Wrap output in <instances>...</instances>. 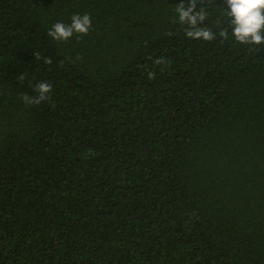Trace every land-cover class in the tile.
<instances>
[{"label":"trees","instance_id":"trees-1","mask_svg":"<svg viewBox=\"0 0 264 264\" xmlns=\"http://www.w3.org/2000/svg\"><path fill=\"white\" fill-rule=\"evenodd\" d=\"M180 2L0 0V264H264V44Z\"/></svg>","mask_w":264,"mask_h":264},{"label":"clouds","instance_id":"clouds-1","mask_svg":"<svg viewBox=\"0 0 264 264\" xmlns=\"http://www.w3.org/2000/svg\"><path fill=\"white\" fill-rule=\"evenodd\" d=\"M226 7L220 8L223 16L228 18V28H222L218 35L220 38L227 40L229 37V29L234 40L242 45L259 46L264 44V0H224ZM197 5L200 7L197 8ZM217 5V3H216ZM210 0H181L174 7L176 16L174 23L187 25L185 35L189 39L213 41L217 39V33L210 28L201 25L208 19ZM92 28L91 16L87 13L73 14L71 23L56 22L48 30V36L54 41L68 42L74 35L86 36ZM36 60L40 59L39 54H34ZM45 64H51L50 58L44 59ZM156 64H167L164 58L155 61ZM26 74V73H25ZM25 74L19 75L20 81L25 79ZM149 79L155 78L154 72H148ZM34 91L36 96L32 97L24 94L22 99L25 104L38 105L49 99L52 92V85L48 82H39L35 85Z\"/></svg>","mask_w":264,"mask_h":264}]
</instances>
